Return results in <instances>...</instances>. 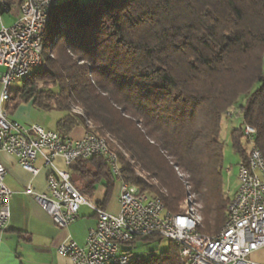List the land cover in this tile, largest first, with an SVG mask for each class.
Segmentation results:
<instances>
[{
  "label": "trees",
  "instance_id": "obj_1",
  "mask_svg": "<svg viewBox=\"0 0 264 264\" xmlns=\"http://www.w3.org/2000/svg\"><path fill=\"white\" fill-rule=\"evenodd\" d=\"M50 16L43 66L8 104L32 102L65 114L55 129L64 134L91 122L158 184L144 182L125 161L124 181L157 194L174 213L186 196L179 168L203 205L199 231L219 234L230 203L221 142L229 110L257 130L255 145L264 154V0H66ZM246 140L243 129L232 131L238 166L249 160ZM111 172L96 157L79 160L70 175L76 188L85 183L78 189L88 201L104 183L107 202L116 185ZM182 263L170 242L165 252L129 264Z\"/></svg>",
  "mask_w": 264,
  "mask_h": 264
},
{
  "label": "built area",
  "instance_id": "obj_2",
  "mask_svg": "<svg viewBox=\"0 0 264 264\" xmlns=\"http://www.w3.org/2000/svg\"><path fill=\"white\" fill-rule=\"evenodd\" d=\"M63 1L66 0H20V18L12 26L0 29V67L6 69L0 72V153L16 157L18 164L33 176L40 171L35 163L39 157L50 167L46 192L37 193L29 186L25 193L34 197L58 229L72 226L82 206H88L97 216V224L89 230L85 244L69 238L58 248V255L74 264H129L132 257L123 247L139 238L154 236L177 245L182 264H264L251 259L264 250V154L255 145L257 130L243 125L238 110L231 109L226 116L241 117L242 124L236 129H243L249 143V160L237 167L238 183L229 194L226 223L213 236L199 231L202 216L195 206L199 203L186 181V196L179 212L169 211L157 194L124 181L119 154L123 149L109 134L94 131L91 122H87L89 129L85 135L75 139L69 133L39 124L24 125L11 118L7 105L12 83L43 66V37L51 23L50 14ZM10 11L8 1H3L0 16ZM57 157L68 168L79 160L102 157L121 182L118 214L108 213L98 202L86 200L72 182L69 171L55 165ZM227 172L230 174L231 169ZM5 176L7 169L0 162V232L8 228L11 219L13 192L6 185ZM184 179L182 174L181 180Z\"/></svg>",
  "mask_w": 264,
  "mask_h": 264
},
{
  "label": "crops",
  "instance_id": "obj_3",
  "mask_svg": "<svg viewBox=\"0 0 264 264\" xmlns=\"http://www.w3.org/2000/svg\"><path fill=\"white\" fill-rule=\"evenodd\" d=\"M3 1H8L11 11L1 14L0 29L2 26H12L21 16L18 6L20 0H0V4ZM5 70L4 67H0L1 73ZM7 107L14 121L24 125L39 124L47 129L53 128L51 130H55L57 121L65 116L62 113L54 115L59 112L40 110L32 102L17 101L9 103ZM86 130L85 124H79L69 134L75 139H81ZM43 161L42 157H39L35 162L40 171L38 175L33 176L18 164L16 157L0 153V162L7 169L5 182L13 192L10 202L11 219L8 228L0 232V264H74L71 259L58 255V248L69 238L84 245L89 230L97 224V216L85 205L81 207L78 220L72 226L58 229L52 218L35 202L34 197L25 193L29 186L37 193L46 192L47 175L51 169L45 166ZM63 161L61 157H57L53 162L59 169L73 173L77 163L68 168ZM84 185L85 183H81L78 188L81 190ZM106 195L105 184L101 183L97 185L91 201L104 205L106 210L110 201L106 202Z\"/></svg>",
  "mask_w": 264,
  "mask_h": 264
},
{
  "label": "rangeland",
  "instance_id": "obj_4",
  "mask_svg": "<svg viewBox=\"0 0 264 264\" xmlns=\"http://www.w3.org/2000/svg\"><path fill=\"white\" fill-rule=\"evenodd\" d=\"M23 79H18L15 82L12 83V90L17 91L22 88ZM258 86L255 88L257 89ZM244 100L246 98H242L240 102L244 104ZM236 110V109H235ZM72 113L74 114H79L83 115L84 111L82 108L78 107H72ZM54 115H60V113H54ZM241 117H234V118H228L225 117L222 122V128H221V142L224 144V184H225V196L230 197V193L235 190L236 185H237V175H238V164L240 163V157L237 155L235 150L232 147V142L231 141V133L235 128H238L241 126ZM89 125V124H87ZM92 125V124H91ZM53 129V128H51ZM94 129V128H92ZM248 150L250 147H247ZM120 157L123 161V166H124V161L127 162L130 166L131 169L136 173L138 177H140L144 182L150 184H158L156 180L150 179L149 175L147 172H145L140 163L136 161L135 159H132L131 155L126 152L125 150H120ZM231 169V173L228 174L227 170ZM178 174V178L181 180V175L183 174L180 170H177V168L174 170ZM185 175V174H183ZM188 177V176H187ZM186 178V175H185ZM183 181V180H181ZM185 179L182 182L183 185H185ZM121 183L120 181L116 180V185H114V190L111 196V199H109V204L107 206V212L108 213H113V214H118L119 212V200L120 198V192H121ZM196 207L198 209H202L203 205L202 204H196ZM170 242L166 238L156 241H138L134 245H128L124 246L123 248L128 250V252L131 253L132 258H139L142 260H148L152 255H159L162 252H165L169 248ZM251 259L257 262H263L264 261V250L257 252L256 254L251 256Z\"/></svg>",
  "mask_w": 264,
  "mask_h": 264
}]
</instances>
